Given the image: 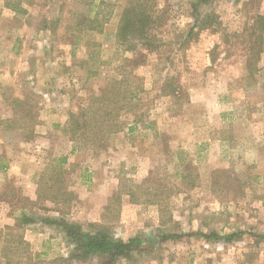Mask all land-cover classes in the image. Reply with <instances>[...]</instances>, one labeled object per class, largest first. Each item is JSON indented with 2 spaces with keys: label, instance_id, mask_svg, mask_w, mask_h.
Segmentation results:
<instances>
[{
  "label": "rangeland",
  "instance_id": "1",
  "mask_svg": "<svg viewBox=\"0 0 264 264\" xmlns=\"http://www.w3.org/2000/svg\"><path fill=\"white\" fill-rule=\"evenodd\" d=\"M127 5L0 0V264L70 255L56 221L151 239L135 264H264V0H147L133 51ZM124 94L106 146L75 149L71 115Z\"/></svg>",
  "mask_w": 264,
  "mask_h": 264
},
{
  "label": "trees",
  "instance_id": "2",
  "mask_svg": "<svg viewBox=\"0 0 264 264\" xmlns=\"http://www.w3.org/2000/svg\"><path fill=\"white\" fill-rule=\"evenodd\" d=\"M203 3L208 0H201ZM19 11V9H17ZM21 11V9H20ZM156 19V18H155ZM149 13V7L147 0H128L127 7L124 8L119 23L117 37L118 42L121 45H125L127 51H133L137 48L138 42L140 44H150L153 41L151 36V30L155 26L156 21ZM97 19L93 22H89L85 25V28L94 30V28H101L92 26ZM85 23V19L81 21V24ZM205 23V22H204ZM258 26L260 37L264 35V17L260 16L255 22V27ZM78 28H82L81 26ZM190 32L189 35H191ZM137 43V44H136ZM258 70L254 67L251 76H253ZM117 86L113 87V91H116ZM119 96H123L119 91ZM132 94V99L134 98ZM124 94L123 100L115 101L107 99L96 98L98 104H95L92 110L84 111L82 113L72 114L69 121V133L71 134V140L76 144L75 149H84L88 147L104 148L109 140L111 133L114 131V126L119 118L118 111L121 109L120 104L126 100ZM120 102V103H119ZM114 104L113 108L115 113L109 110L108 105ZM94 104L92 103L90 107ZM66 162L65 159H61L60 166ZM6 166L1 165L0 170H3ZM62 167H60V170ZM26 220V215H23ZM29 222V221H25ZM56 224L61 226L69 238L74 250L67 257H60L49 264H78L85 263L93 257H99L102 259L101 264H118L117 261L125 259L129 264H135V255L141 254L145 243H151V239L147 237H134L127 240L122 238H114L110 234L109 230L104 227H99L96 232L89 233L84 232L80 227L71 223H65L63 221H56ZM158 238L167 241L172 238H178L175 235H168L158 231ZM237 236L231 235L227 240ZM205 238H217L220 239L215 233L210 235H204ZM3 236L1 233V242ZM4 252V250H3ZM141 256V255H140Z\"/></svg>",
  "mask_w": 264,
  "mask_h": 264
},
{
  "label": "crops",
  "instance_id": "3",
  "mask_svg": "<svg viewBox=\"0 0 264 264\" xmlns=\"http://www.w3.org/2000/svg\"><path fill=\"white\" fill-rule=\"evenodd\" d=\"M12 165H10V167L8 168V166H6L3 170H0V183H1V177L7 176L8 173H11L12 171Z\"/></svg>",
  "mask_w": 264,
  "mask_h": 264
}]
</instances>
